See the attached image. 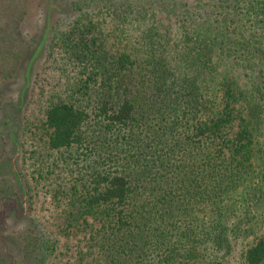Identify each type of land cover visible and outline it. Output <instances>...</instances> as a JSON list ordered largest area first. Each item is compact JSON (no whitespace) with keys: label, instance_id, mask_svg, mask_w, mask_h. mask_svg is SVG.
Returning a JSON list of instances; mask_svg holds the SVG:
<instances>
[{"label":"trees","instance_id":"16d2710c","mask_svg":"<svg viewBox=\"0 0 264 264\" xmlns=\"http://www.w3.org/2000/svg\"><path fill=\"white\" fill-rule=\"evenodd\" d=\"M55 1L23 33L25 0H0V164L13 180L0 184V264L53 252L17 160L84 235L73 264H229L247 237L240 263L264 264V0ZM40 55L62 86L42 142L24 149ZM8 216L29 220L23 244L3 233Z\"/></svg>","mask_w":264,"mask_h":264},{"label":"rangeland","instance_id":"374dc122","mask_svg":"<svg viewBox=\"0 0 264 264\" xmlns=\"http://www.w3.org/2000/svg\"><path fill=\"white\" fill-rule=\"evenodd\" d=\"M183 1L188 4L195 2V0ZM54 2L56 1L54 0ZM42 3L43 0H25L26 5L23 9H26V14L24 21L20 22L23 24V33L31 32L34 29L36 30L38 26L43 24V15L41 13ZM57 3L58 2H56V4ZM63 9L65 11V8H60L59 11H62ZM58 13H56L58 16L65 14L61 12ZM159 17L167 24H170L173 20L171 14L167 11L161 12ZM226 65L228 68L231 67V61L226 63ZM57 72L59 71L53 65V62L51 60H45L44 56L41 55L39 56V60L35 62L28 71L30 84L26 93L27 102L24 107V119L29 131L22 134V137L18 135L24 149H29L36 146L35 144H40V142H42L43 137L41 138L40 136H42L43 132L39 127V122L43 119V110L47 103L46 100L52 91L60 89L62 86L61 83L58 82L57 77H55ZM35 131L37 132L36 137L38 138L33 137L32 132ZM261 131L262 135L260 136V139L264 145V124ZM8 164L9 163L2 158L0 164V176L4 178L0 182L1 186L10 185L13 181L12 178L10 179V168ZM16 168L20 172L22 170L24 173V175L21 174L20 178L23 182L25 181L33 195L27 214L34 219L37 228L43 229L48 238L52 241L53 252L49 264H73L74 261H77V258H79V253L85 250L84 235L79 231L73 232L70 228H63V217H54L55 214L53 213L52 204L49 202L48 197L44 194L40 186L29 179V166L27 163L25 164L24 162L22 163V161L17 160ZM7 220L9 224L4 228L3 233L10 236L14 241L23 244L24 242L21 241V238L23 235H26L25 230L28 227L29 220L15 221L10 216H8ZM24 222L27 224L22 225ZM250 240L251 237H247L244 240H232L230 242V247L232 249L228 252V255L225 256V260L229 264H241L243 246L246 242H250Z\"/></svg>","mask_w":264,"mask_h":264}]
</instances>
